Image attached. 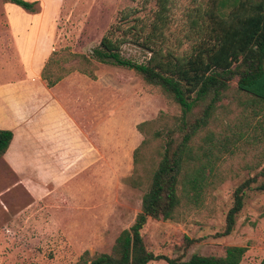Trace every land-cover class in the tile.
I'll list each match as a JSON object with an SVG mask.
<instances>
[{"label": "rangeland", "instance_id": "1", "mask_svg": "<svg viewBox=\"0 0 264 264\" xmlns=\"http://www.w3.org/2000/svg\"><path fill=\"white\" fill-rule=\"evenodd\" d=\"M26 1L37 2L36 12L29 13L0 0V67L3 68L0 78L12 80L23 73L16 64L19 53L12 39L11 25L15 20L21 24L19 29L31 28L29 17L25 19L24 15L39 16L45 22L37 28L51 42L52 61H58V66L52 65L47 70L50 77L63 75L67 68L84 67L81 57L90 59L96 66L95 80L76 70L68 75L84 77L89 87L94 85L89 91L91 107L86 109V116L90 119L85 128L91 139L97 133L104 141L105 134L107 172L99 178L94 168L63 189L37 198L40 195L28 190L0 161V264H76L84 252L90 257L109 253L119 233L129 228L140 212L142 191L127 183L132 172V153L144 138L136 126L157 119L160 114L179 115V110L158 89L144 85L132 70L92 59V50L101 38L111 27L119 25L128 34L121 37V56L133 62H145L150 54L138 46L136 38L139 25L152 17L154 0ZM203 2L172 0L166 47L175 54L188 53L197 40L192 10L203 7ZM124 12H132V20L136 19L135 23L130 22L135 25L132 31L127 29L128 24L119 23ZM50 52L49 48L42 51V47L35 52L37 64L42 60L45 63ZM240 95L232 84L223 100L224 108L216 110L208 126L224 148L213 158L209 184L200 199L183 205L181 202L176 220H148L144 226V244L154 255L183 260L192 254L222 257L226 247L240 246L247 249L240 264L264 261V188L260 190L264 187V173H261L264 123L242 104ZM160 128V124L154 127ZM156 145L148 147L142 166L157 162ZM253 176L256 182L246 192L233 232L218 237L224 228L234 189ZM186 238L194 243L184 252Z\"/></svg>", "mask_w": 264, "mask_h": 264}, {"label": "trees", "instance_id": "2", "mask_svg": "<svg viewBox=\"0 0 264 264\" xmlns=\"http://www.w3.org/2000/svg\"><path fill=\"white\" fill-rule=\"evenodd\" d=\"M3 1L26 12H36V1ZM171 3L172 0H154L152 17L146 24L139 25L138 46L150 54L145 62L137 63L121 56V37L128 34L119 25L111 27L92 50V59L98 63L132 70L144 85L158 89L178 108L179 115L165 117L160 114L157 119L136 126L144 138L132 153V172L127 183L142 191L140 212L133 224L119 233L109 253L90 257L84 252L76 264H149L157 261L166 264H240L247 251L245 247L228 246L222 257L192 254L188 260H183L154 255L144 244L142 230L148 220H176L181 202L182 205L197 202L209 184L213 158L224 144L215 140L214 132L208 130V126L216 110L224 108L223 100L232 84L241 94L242 104L264 123V0H205L203 7L192 10V23L198 29L197 40L183 55L166 47ZM131 15L132 12H124L119 18V23L128 24L130 31L135 26L130 22L136 21ZM52 56L53 53L41 73L48 87H53L73 70L95 79L96 66L85 57H81L84 67L67 68L63 75L50 77L49 67L58 66ZM159 124L161 128L155 130ZM12 136L11 131L0 130V158L8 149ZM153 143L157 144L154 148L157 162L149 167L142 166L143 155ZM256 179V176L247 178L234 189L224 228L218 237L233 232L246 192L253 188ZM263 188L261 186L260 190ZM184 241L186 252L194 240L186 238Z\"/></svg>", "mask_w": 264, "mask_h": 264}, {"label": "crops", "instance_id": "3", "mask_svg": "<svg viewBox=\"0 0 264 264\" xmlns=\"http://www.w3.org/2000/svg\"><path fill=\"white\" fill-rule=\"evenodd\" d=\"M24 16L29 17L31 28L19 29L21 24L15 20L11 25L19 53L16 64L23 73L12 80L0 78V130L13 134L0 161L28 190H35L37 198H44L94 168L99 178L105 177L106 136L102 141L96 133L91 139L85 128L90 119L86 116L91 107L89 91L94 89L84 82L88 79L67 75L48 87L41 78L53 49L46 33L37 28L45 22L39 16ZM41 47L51 52L45 63L37 64L35 52Z\"/></svg>", "mask_w": 264, "mask_h": 264}]
</instances>
